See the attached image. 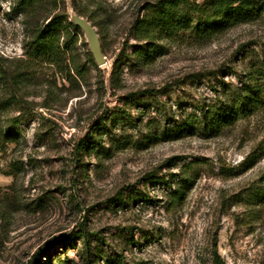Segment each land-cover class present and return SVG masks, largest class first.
<instances>
[{"label":"rangeland","instance_id":"1","mask_svg":"<svg viewBox=\"0 0 264 264\" xmlns=\"http://www.w3.org/2000/svg\"><path fill=\"white\" fill-rule=\"evenodd\" d=\"M73 1L52 15L65 4L72 22ZM261 1L259 18L210 40H164L148 60L134 32L157 0H77L101 37L99 65L80 26L65 64L30 57V18L0 0V66L14 74L0 78V123L19 135L0 139V264H212L215 240L227 264H264V193L248 201L264 191V110L174 135L264 65ZM182 177L194 182L177 199Z\"/></svg>","mask_w":264,"mask_h":264},{"label":"trees","instance_id":"2","mask_svg":"<svg viewBox=\"0 0 264 264\" xmlns=\"http://www.w3.org/2000/svg\"><path fill=\"white\" fill-rule=\"evenodd\" d=\"M75 12L82 14L73 1ZM261 0H157L147 2L144 7V15L138 18L134 35L148 42L135 52L148 60H153L167 49L162 41L176 40L179 37H187L195 40H210L223 34L226 31L239 26V24L252 21L262 15L263 5ZM54 9H52V8ZM58 7V0H18L17 6L25 16L30 18L26 24L29 41L28 53L30 57L41 59L44 62L65 64L67 62L66 52L71 50L70 28L79 31L80 27L75 26L67 14L64 4L63 11L52 13ZM52 10H51V9ZM50 9V10H49ZM48 10L53 17L49 23L41 22L39 15ZM77 37V36H76ZM75 38V37H74ZM64 39V40H62ZM76 39V38H75ZM117 73V67L115 70ZM17 74L22 75V72ZM9 69L0 66V78L8 83L9 77H13ZM226 97L218 105L212 106L200 116L190 117L179 129L174 130L176 136L185 132L195 133V130L217 131L234 126L242 118H248L264 110V65L254 66L248 79L243 81L241 86H230L224 92ZM10 101L0 97V117L3 110L7 109ZM2 120V119H1ZM0 120V121H1ZM167 134V130L162 132ZM18 132L15 130V123L8 121L0 123V139L6 142L18 141ZM156 138H159L156 136ZM180 188L174 192V197L181 199L184 190L192 186L194 180L189 177H182ZM264 191L255 190L248 193L249 203H254L262 198ZM79 233L58 238L61 245L74 244V238ZM86 237V235H81ZM45 253L50 255V250ZM212 264H227L226 259L218 251L217 241L211 253ZM41 264V261H39Z\"/></svg>","mask_w":264,"mask_h":264},{"label":"water","instance_id":"3","mask_svg":"<svg viewBox=\"0 0 264 264\" xmlns=\"http://www.w3.org/2000/svg\"><path fill=\"white\" fill-rule=\"evenodd\" d=\"M71 16V21L84 30L90 45L91 52L98 64H105L107 62V56H105L103 52L101 37L99 36L97 29L85 16H82L78 13H73Z\"/></svg>","mask_w":264,"mask_h":264}]
</instances>
